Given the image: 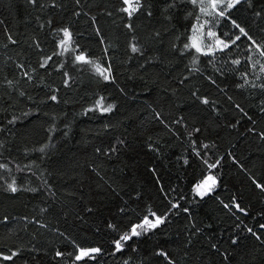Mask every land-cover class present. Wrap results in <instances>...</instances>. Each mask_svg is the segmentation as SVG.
Instances as JSON below:
<instances>
[{
	"label": "snow or ice",
	"instance_id": "6c2138e0",
	"mask_svg": "<svg viewBox=\"0 0 264 264\" xmlns=\"http://www.w3.org/2000/svg\"><path fill=\"white\" fill-rule=\"evenodd\" d=\"M24 6L31 10L30 15L38 13L30 34L21 33L24 36L21 41L4 29L3 48L14 46L20 51L16 53L17 59L7 57L4 68H0L3 72L7 67H14L12 78L4 75L3 88L9 98L6 103L16 109L5 116L6 123L0 126V136L5 137L0 142V157L6 151L11 153L9 145L16 139L30 140L23 155L26 158L34 155L41 161L51 158L60 137L67 143L72 124L65 121L66 113L49 114L48 109L61 103L79 104L69 94L78 91L75 86L85 73L95 91L87 96L90 103L80 105L76 115L92 114L101 118L115 115L119 106L109 102L105 93L107 86L117 83L115 62L121 49L127 60L139 62L138 70L147 72L146 66L166 68L174 61H188L184 64L187 74L182 72L175 85L165 81L161 86L158 79L153 80L160 91L149 105L152 120L141 121L136 126L142 149L150 156L144 168L153 178L160 197L159 206H153L145 186L128 183L129 172L135 174L139 162L129 161L137 145L126 128L120 131L125 127L124 120L115 123L109 120L93 134L100 141L85 144L86 149L91 148L87 175L95 184L94 188L92 183L88 185L87 193L83 180L72 177L76 184L71 188L57 187L45 178L50 173L37 174L39 164L14 163L16 157L9 155L6 163L0 162V196L14 205L21 195H28L31 199H40L42 205L35 216L22 217L21 229L15 225L8 228L0 242V264H108L107 257L116 264H206L196 255L195 247L204 229L212 225L201 227L192 215V207L208 200L236 221L230 226L232 234L223 243L217 240L205 245L209 253L221 258L218 264H264V181L257 179L233 151L225 153L220 147L222 131L236 138H253L260 146V167L264 169V0H115L114 3L112 0H24ZM25 23L32 24V21ZM180 27L185 31L178 35ZM221 28L222 34L218 31ZM89 32L102 53L98 57L77 39ZM242 39L246 41L243 47L238 43ZM47 42L53 46L51 54L45 51ZM205 62L211 67V74L208 67L201 69ZM54 74L59 76V84L49 81ZM216 77L224 80L231 77L237 93H247L246 98L253 102L259 99L255 104L256 116L228 96L239 118L227 119L217 102L192 83L200 79L227 94ZM139 78L144 79L143 73H139ZM180 88L187 89V107L180 102ZM30 89H39L42 94L34 96ZM120 93L125 94L123 89ZM25 102L28 111L23 110ZM32 106L36 107L35 111L31 110ZM41 114L46 119H41ZM29 117L35 118V122L29 121L32 128L26 133L16 131L22 118ZM245 117L248 126L241 132L239 126ZM58 121L64 123L63 130ZM176 148L180 149L178 153ZM231 148L235 149L236 144H231ZM170 153L175 155V161L171 160ZM225 163L235 166L247 177L248 187L260 206L257 217H252L250 209L243 205V193L233 192L227 202L217 195L224 183ZM170 167L181 171L196 168L199 174L187 189L179 183L165 188L161 172ZM34 175L41 181L39 185L33 186L30 182ZM100 193L115 202L107 216L99 215L104 207L103 199H96ZM181 214L187 223L172 248L160 246L157 240L143 250L145 241L159 237L171 226L173 218ZM50 217L71 224L81 232L93 229V234L107 239L108 247L80 242L77 236L53 228ZM247 217L256 219L259 231L243 222L242 218ZM19 219L6 211L0 215V225L7 227ZM46 232L50 233L48 239H45ZM242 236L255 241L243 254L238 251ZM51 237L59 239L60 246Z\"/></svg>",
	"mask_w": 264,
	"mask_h": 264
},
{
	"label": "trees",
	"instance_id": "16d2710c",
	"mask_svg": "<svg viewBox=\"0 0 264 264\" xmlns=\"http://www.w3.org/2000/svg\"><path fill=\"white\" fill-rule=\"evenodd\" d=\"M96 2H101V0H96ZM112 2L114 3L115 0H112ZM30 11V9H25L24 0H0V21H3V23H0V68H4L3 62L7 57L11 56L13 59H17L16 53L20 51L19 48L14 46H9L8 49L3 48V44L6 43L4 29L7 28L15 38L23 41L24 36H22L21 33L30 34V30L35 23L34 16L38 14L36 12H31L30 15ZM46 17L47 14H45L44 18ZM26 21H32V24H26ZM184 31L185 29L180 27L177 34L180 35ZM218 31L222 34L223 28L218 29ZM77 39L85 49H91L95 56L98 57L102 55L98 44L95 42L90 32L85 36L77 37ZM170 39L175 38L171 37ZM238 43L242 47L246 45V41L243 39ZM25 47L27 46L25 45ZM52 47L53 46L50 42L45 44V51L47 54H51ZM240 58L243 59V56L241 55ZM20 59H23V57H20ZM32 59L34 62L36 57L33 56ZM138 63L139 62L136 59L127 60V57L124 56L123 50L121 49L120 57L115 62V79L117 83L115 85L107 86V92L105 93V95L109 97V102H116L119 106V111L115 115L108 118H101L98 115L94 116L92 114L83 117L76 115L80 105L87 106L90 103V101L87 100V96L91 95L92 91H95L94 84L90 82L87 73H85L75 86L78 91L69 94L75 100H78L79 104H73L70 102L68 105H65L61 103L58 106H52L48 109L49 114L59 113L64 115L66 113L65 121L72 124V132L68 142L64 143L63 138L60 137L58 147L53 150L51 158H46L41 161L34 155L27 158L23 155L25 145L30 144V140L16 139L9 145L11 153L9 154L6 151L4 156L0 157V162L6 163V157L12 155L16 157L14 163L19 162L21 165L28 163L39 164L40 168L36 170L37 174L40 171H43L46 174L50 173V175H46L45 178L50 180L52 184L57 187L63 186L65 188H71L76 184V180H73L72 177H76L77 180L84 181V191L87 193L88 185L92 183L88 178L86 170L87 165L89 164L91 148L89 147L86 149L85 144L88 142L98 143L100 137L93 134L99 132L102 125L108 123L109 120H111L112 123H115L117 120H124L126 122L125 127L121 128L120 131L124 132L126 128L130 139L137 145L136 151L130 153L129 161L131 162L132 160H135L139 162L135 174L129 172L128 183L133 186H145L148 190L146 194L152 197L153 206L158 207L160 199L159 194L154 187L153 178L144 168V164L150 161V156L145 155L142 149V138L137 135L136 126L141 121L148 123L152 120L149 112V105L158 98L157 94L160 91L159 87L153 84V80L158 79L161 86L164 85L165 81L175 85L177 78L182 72L187 74L184 64H187L188 61H184V63L174 61L172 64L167 65L166 68L163 65H157L156 67L146 66L148 68L147 72H144L143 69L138 70ZM205 67H208V72L211 74V67L208 66L206 62L204 65H201V69L203 70ZM13 72L14 67L12 66L7 67L3 72H0V126H3V124L6 123V115L16 111L14 107H9L6 103L9 98L4 94L3 88V85L6 83L3 79L4 75H8L9 78H12ZM139 73H143L144 79L139 78ZM157 73H159V77H157ZM129 76H133V78L129 79ZM216 79L222 87L227 89V94L221 93L211 85L202 83L200 79H194L192 83L200 87L201 91L206 93L210 99H214L217 102V107L222 116L227 119H233V117L239 118V114L236 112L234 105L229 102L228 96H232L236 102L241 103L249 114L256 116L255 104L259 103V99L253 102L251 98H246L247 93H237L231 77L227 80L221 79L220 77H216ZM49 81L54 82V84H59L60 78L58 75L54 74L49 78ZM85 89L89 91L86 92ZM120 89L124 90V95H121ZM30 91L34 96L42 94L39 89H30ZM179 92L181 93L180 102L184 103L185 107H187V89L180 88ZM60 95L63 100L65 93L62 91ZM22 107L24 111L29 110L27 102H25V105H22ZM164 107L167 108V104H165ZM31 110L35 111L36 107L32 106ZM17 115H19L18 111ZM41 119H46V117L41 114ZM202 119H206V117H202ZM30 120L35 122L34 117L22 118L16 131H19L20 133L28 132L32 128V123H29ZM58 123L63 130L64 123L59 121ZM247 126L248 121L245 117L241 120L239 126L241 132H243ZM56 135L59 137L60 133H57ZM221 137H223L220 145L221 151L225 153L229 150L233 151L242 164L246 165L247 168L252 169V172L255 173L257 179L264 181V169H261L260 167L261 149L256 141L250 137L236 138L235 136H228L223 131L221 132ZM4 139L5 137L0 136V142ZM233 143L236 144L235 149L231 148V144ZM175 151L178 153L180 149L176 148ZM170 158L172 161H175V155H171L170 153ZM198 174V169L196 168H189L181 171L177 170L175 167H170L161 172L165 188H169L170 185H176L179 183L187 189L195 182ZM223 175L225 178L224 183L217 193L219 198L227 202L233 192L237 194L243 193V205L250 209L252 217H257L260 206L255 200L251 189L248 187L249 182L247 177L243 173H240L239 170L230 163H225ZM25 179L28 178L25 177ZM65 181H67V183H65ZM30 182L33 183V186L41 183L35 175L31 177ZM76 186L80 187V185ZM92 187H95L94 183H92ZM96 199H103L104 202L103 210L99 214L101 216H107L111 209L115 207V202L111 201L105 193H100L96 196ZM249 200H251V204L249 203ZM41 205L42 201L40 199H31L28 195H21L19 199L14 202V205L12 202L4 201L3 197L0 196V215H3L7 211L21 218L17 221H13L7 227L0 225V242L3 241L8 228H12L13 225H15L16 229H21L22 217L24 215H28L30 218L35 216ZM184 206L187 207L188 204L185 203ZM192 215L201 227H203L204 224L212 225L211 228L204 229L201 239L197 242L195 247L196 255L205 260L206 264H218V261L221 258L209 253V250L205 245L209 242H216L217 240L223 243V241L232 234L230 226H234L236 221L219 208L212 200H208L206 203L199 206L193 205ZM242 219L244 223L254 226L256 230L259 231L256 219L251 217ZM49 220L51 221L53 228H60L66 233L77 236L82 243L93 245L100 243L104 247H108L107 239L102 235L97 236L93 234V229L81 232V229H74L73 225L66 224L62 221L58 222L54 217H50ZM186 223L187 220L184 218L183 214L174 217L171 226L168 227L165 232L153 240L144 242L143 250L150 248V246L155 244L157 240L159 241L160 246L172 248L178 238V234L182 232ZM29 227L31 228V226ZM21 235L25 234L21 232ZM25 238L27 239L28 237L25 236ZM48 238H50V233L46 232L45 239ZM51 238L55 240L57 246H60L61 241L59 239L54 237ZM254 243L255 241L253 238L242 236V243L240 244L238 251L243 254L247 252ZM106 259L108 260V264H116L115 260L111 257H107ZM236 259L239 260L240 257L237 256Z\"/></svg>",
	"mask_w": 264,
	"mask_h": 264
}]
</instances>
